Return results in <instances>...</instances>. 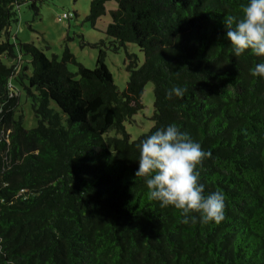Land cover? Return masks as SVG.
Masks as SVG:
<instances>
[{"label": "trees", "instance_id": "obj_1", "mask_svg": "<svg viewBox=\"0 0 264 264\" xmlns=\"http://www.w3.org/2000/svg\"><path fill=\"white\" fill-rule=\"evenodd\" d=\"M108 2L110 48L144 54L141 66L126 54L123 92L102 50L93 70L73 74L67 50L59 61L23 44L33 73L15 76L3 60L16 59L19 3L0 0V264H264V79L250 74L264 57L234 56L222 23L247 0H92L87 20ZM13 78L36 92L34 129L15 118ZM148 83L154 125L131 140L125 123L143 110ZM173 86L184 94L168 95ZM171 123L210 153L198 170L205 194L224 195L220 223H186L134 175L137 145Z\"/></svg>", "mask_w": 264, "mask_h": 264}, {"label": "rangeland", "instance_id": "obj_2", "mask_svg": "<svg viewBox=\"0 0 264 264\" xmlns=\"http://www.w3.org/2000/svg\"><path fill=\"white\" fill-rule=\"evenodd\" d=\"M92 0H17L15 10L17 22L10 29V43L15 46L16 59H4L7 66H15V76H23V70L29 68L31 55L20 53L21 45L33 46L41 51L48 59L57 57L61 61L67 50L74 58L75 63H68L69 72L76 74L78 65L93 70L96 66L100 50L105 52V64L110 71L113 83L119 92H123L129 79L126 71V54H134L141 66L144 62V54L134 44L114 51L110 48V39L105 35L106 28L111 22V11L117 9L115 2L105 5L106 12L93 25L87 20L90 15ZM63 14L70 15L69 19L59 20ZM104 42V45L101 44ZM14 95L18 97L19 106L15 118L23 117V127L27 130L38 126V120L33 111L34 89L29 94L28 83H20L17 78L11 80ZM154 85L148 83L143 91V110L133 117L132 121L125 123L126 132L131 140L138 139L142 134L149 132L154 122L151 120L154 114ZM51 108L58 111L54 103ZM110 136H116L110 132ZM120 137V136H119Z\"/></svg>", "mask_w": 264, "mask_h": 264}, {"label": "clouds", "instance_id": "obj_3", "mask_svg": "<svg viewBox=\"0 0 264 264\" xmlns=\"http://www.w3.org/2000/svg\"><path fill=\"white\" fill-rule=\"evenodd\" d=\"M225 38L234 56L246 51L264 57V0H247L239 16L223 19ZM253 77L264 79V61L250 69ZM182 87L173 86L168 95L180 97ZM139 159L134 173L143 177L150 199L161 207L181 211L185 222L220 223L224 219L222 192L205 194L198 166L210 156L200 143L174 124L157 128L137 145Z\"/></svg>", "mask_w": 264, "mask_h": 264}, {"label": "built area", "instance_id": "obj_4", "mask_svg": "<svg viewBox=\"0 0 264 264\" xmlns=\"http://www.w3.org/2000/svg\"><path fill=\"white\" fill-rule=\"evenodd\" d=\"M69 18H70V15H68V14H63V15L59 18V20L69 19Z\"/></svg>", "mask_w": 264, "mask_h": 264}, {"label": "crops", "instance_id": "obj_5", "mask_svg": "<svg viewBox=\"0 0 264 264\" xmlns=\"http://www.w3.org/2000/svg\"><path fill=\"white\" fill-rule=\"evenodd\" d=\"M31 62V61H30Z\"/></svg>", "mask_w": 264, "mask_h": 264}]
</instances>
